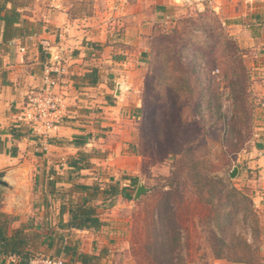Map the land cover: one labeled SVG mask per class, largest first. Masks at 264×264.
Returning a JSON list of instances; mask_svg holds the SVG:
<instances>
[{
  "label": "rangeland",
  "instance_id": "374dc122",
  "mask_svg": "<svg viewBox=\"0 0 264 264\" xmlns=\"http://www.w3.org/2000/svg\"><path fill=\"white\" fill-rule=\"evenodd\" d=\"M178 1L169 22L156 21L139 42L146 59L138 48L120 53L138 70L133 80L142 98L137 133L126 147L140 162L134 191L141 180L150 190L137 199L121 194L104 201V218L113 225L108 234L120 248L129 242L133 258L124 264H264V174L255 149L264 86L255 45L223 23L216 0ZM90 2L95 29L117 32L113 0ZM69 73L61 83L67 99ZM68 101L66 117L78 103ZM34 220L37 232H60L47 225L44 210ZM57 245L40 243L34 253L56 257Z\"/></svg>",
  "mask_w": 264,
  "mask_h": 264
},
{
  "label": "crops",
  "instance_id": "0c3cea01",
  "mask_svg": "<svg viewBox=\"0 0 264 264\" xmlns=\"http://www.w3.org/2000/svg\"><path fill=\"white\" fill-rule=\"evenodd\" d=\"M90 1L98 6L100 0H33L20 7L30 33L4 42L0 30V174L4 173L9 183H0V213L14 214L10 233L24 223L30 225L29 246L33 253L40 243L50 246L56 241L57 257L66 256L59 249L62 234L73 237L69 244L77 246L79 252L94 255L96 264H124L133 255L128 241L124 242L127 247L120 248L118 237L108 234L107 229L113 225L104 218L103 193L91 201L99 205V216L104 221L97 231L69 229V208L93 193L91 188L81 186L101 189L121 182L120 191L125 188L135 195L131 188L138 179L140 162L136 155L126 153V147L132 145L137 133L142 98L140 83L133 80L138 70L123 55L138 48L142 59H146V47L142 46L143 52L139 42L151 36L156 21L169 22L172 7L179 1L113 0L118 10L111 22L119 26L117 32L110 30L109 34L95 29L99 21L91 15ZM215 9L224 24L252 39L264 86V0H216ZM99 36L109 37V41L98 43ZM44 39L55 44L52 54L45 50ZM57 55L69 67L65 88L78 103L44 146L39 136L16 120L27 92L41 84L45 64ZM259 129L256 161L264 174V123ZM42 210L47 214V225H55L59 233L39 237L34 217ZM0 262L16 264L18 257L1 255Z\"/></svg>",
  "mask_w": 264,
  "mask_h": 264
},
{
  "label": "trees",
  "instance_id": "16d2710c",
  "mask_svg": "<svg viewBox=\"0 0 264 264\" xmlns=\"http://www.w3.org/2000/svg\"><path fill=\"white\" fill-rule=\"evenodd\" d=\"M10 3V6H9ZM27 3L26 0H0V30L2 29L3 41L9 42L16 37H22L31 32L27 26V19L23 16V11L20 7ZM77 165V162H72ZM81 188L93 190V194L103 193L105 201L109 196L118 193H124L127 197H132V192L119 190V185L111 184L107 188L99 189L96 186H81ZM134 190V187L131 188ZM93 194L87 195L81 202L71 203L69 208V220L67 226L76 229H88L97 231L104 223L100 218L98 208L99 205L92 204L91 201L95 199ZM134 194V193H133ZM105 203V202H104ZM11 217L6 213H0V256L15 255L18 257L16 264H29L30 258L35 255L30 250V225L23 224L18 228L12 229L9 232V223ZM37 235V234H35ZM39 237H43V232H38ZM60 247L66 255L70 257L72 264H96L97 258L94 255L79 252L77 246L70 245L62 234L60 235ZM44 240V239H43ZM67 243V244H66ZM55 257V256H53ZM57 257V256H56Z\"/></svg>",
  "mask_w": 264,
  "mask_h": 264
},
{
  "label": "built area",
  "instance_id": "2783aa9c",
  "mask_svg": "<svg viewBox=\"0 0 264 264\" xmlns=\"http://www.w3.org/2000/svg\"><path fill=\"white\" fill-rule=\"evenodd\" d=\"M42 44L50 53L55 45L49 39H44ZM68 70V66L58 55L54 61L46 63L41 84L27 92L24 104L17 115L16 121L24 125L29 132L39 136L44 146L62 125L67 114L69 98L62 93L61 83ZM29 264H65V259L62 256L34 255L30 258Z\"/></svg>",
  "mask_w": 264,
  "mask_h": 264
},
{
  "label": "water",
  "instance_id": "95a60500",
  "mask_svg": "<svg viewBox=\"0 0 264 264\" xmlns=\"http://www.w3.org/2000/svg\"><path fill=\"white\" fill-rule=\"evenodd\" d=\"M237 168H234L231 172H230V176H235L237 174ZM4 173L0 174V183H3L5 185H8L9 183L4 179ZM150 190V188L146 187L144 185L143 180H141L137 186L134 198L137 199L139 198L141 195L146 194L148 191Z\"/></svg>",
  "mask_w": 264,
  "mask_h": 264
}]
</instances>
